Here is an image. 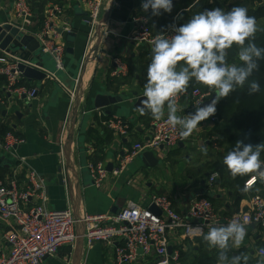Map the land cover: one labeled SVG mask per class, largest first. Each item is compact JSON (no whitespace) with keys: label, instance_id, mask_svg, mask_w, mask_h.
<instances>
[{"label":"crops","instance_id":"0c3cea01","mask_svg":"<svg viewBox=\"0 0 264 264\" xmlns=\"http://www.w3.org/2000/svg\"><path fill=\"white\" fill-rule=\"evenodd\" d=\"M27 2L32 12L31 25L27 31L29 36L39 32L51 7H57L60 12L55 20V29L62 30L66 25L74 35L70 42L63 34L58 35L57 42L65 47L64 69L56 74L60 83L25 80L26 85L38 90L36 99L30 102L5 92L0 94V129L6 128L24 141V144L17 147V153L26 158L45 179L49 207L52 210H64L69 202L78 218L82 213H111L113 209L119 210L128 203L146 207L152 196H165L175 212L184 214L193 200L205 197L211 202L214 213L222 218L248 211L252 197L264 201V179L259 180L255 188L241 198L235 186L222 187L216 182L208 187L211 166L225 156V146L220 141L233 130L231 126L215 120L214 116L202 121L192 136L177 148L148 150L154 152L157 162L155 166L145 165L148 161L141 158L147 152L144 151L118 178L109 176L103 188L92 187L85 165L102 163L106 169L108 165L113 168L120 154L136 145L147 143L150 135L151 116L147 113L141 115L140 110L134 109L133 105L137 98L144 97L152 47L133 44L128 40L136 29L132 18L142 11L139 5L143 0H105L109 16L103 28L97 29L94 41L97 50L95 61L87 65L80 88L76 118L73 116L75 124L70 137L69 169L66 166L67 159L64 167L60 166L58 153L61 129L68 115V122L72 121L68 90L76 88L75 81L80 74L90 27L83 20L86 12L79 0ZM13 5L14 0H0V26L14 24ZM104 17L103 15L102 19ZM187 22L183 18H172L162 28L161 17L154 16L151 31L154 36H158ZM257 24L261 28L264 21H258ZM34 46L32 42H28L27 47L14 43V47L7 49V53L22 60H30L46 72H53L52 58L42 55L39 48L33 50ZM68 48L71 52H67ZM113 58H118L125 66L124 75L113 76ZM98 96L120 97L122 102L96 109L94 103ZM176 103L177 115L180 117L195 112L192 109L193 99L187 92L179 95ZM113 118L126 123V135L120 136L104 125ZM201 146L207 147L206 155L201 152ZM60 167L61 174L58 172ZM60 176L62 180L59 179ZM10 177L16 179L20 190L27 188L23 168L16 167L15 162L5 156L3 165L0 166V182L5 183ZM35 203V198L29 199V206ZM9 228L0 222V256L7 254L9 250L2 240ZM246 229L247 236L243 245L239 249L233 247L230 255L247 254L248 264H264V257L258 254L264 246V228L249 226ZM76 231L81 234L82 227H77ZM207 231L185 240L178 238L179 233L169 232L167 239L171 254L178 251L180 255L175 263L170 264H216L217 253L209 249L203 240ZM67 260L71 264H114L111 248L103 243H95L90 250H86L80 239L73 251L69 247H63L56 258H48L44 264H64ZM135 264H157V259L152 255Z\"/></svg>","mask_w":264,"mask_h":264},{"label":"built area","instance_id":"2783aa9c","mask_svg":"<svg viewBox=\"0 0 264 264\" xmlns=\"http://www.w3.org/2000/svg\"><path fill=\"white\" fill-rule=\"evenodd\" d=\"M79 3L91 19L85 48L86 55L89 48L95 50L94 41L97 29L103 28L101 19L108 9L105 0H79ZM141 5L142 3L139 5L140 11L142 10ZM13 11L15 21L12 25L20 33L30 35L27 31L31 25L32 12L27 0H14ZM59 13L57 7H51L39 32L31 35L37 40L40 53L52 58L54 72H46L30 60H22L7 53V50L0 51V76L5 80L4 92L6 94L16 95L19 99L28 102L36 99L38 90L24 83L27 79L19 71V65L41 72L44 75L43 80L60 83L56 74L63 72L65 47L57 42L59 34L55 29V20ZM132 22L136 29L129 36V42L152 47L157 36L152 34L148 19L137 14L132 18ZM172 29L164 35H174ZM62 31L70 33L66 25ZM96 51H92L90 63L95 61ZM112 62L114 77H120L126 73L125 66L118 58H113ZM68 93L70 96V114L76 97V88L72 91L68 90ZM191 97L193 99L192 109L196 110L197 106H202L212 96L193 90ZM68 117L63 124L59 137L58 156L62 167L65 165ZM166 120L167 115L160 121L152 119L147 143L136 145L120 154L110 173L102 163L85 165V169L91 178L92 187L101 189L109 176L114 179L118 178L126 167L144 151L157 150L160 147L171 150L183 144L185 138L179 135V129L167 124ZM104 125L116 131L120 136L127 134L126 123L119 119L107 120ZM22 144L24 141L11 133L5 134L0 139V152L12 159L16 167L23 168L28 183L25 190H20L14 177H10L5 183L0 182V222L10 227L2 237L9 250L7 254L0 256V264H44L46 259L56 258L59 250L63 247H69L73 251L79 239L83 241L86 250H90L95 243H103L106 247L111 248L114 264H135L152 255L156 257L157 264H170L177 261L179 252L168 253L167 235L169 232L179 233L178 238L181 240L193 239L202 235L209 226L227 224L232 220L244 223L245 227L264 228V201L258 197L251 198L248 211L222 218L214 213L211 202L205 197L193 200L184 214L175 212L171 202L165 196H152L146 207L137 203L125 204L116 214L89 215L82 213L77 218L68 201L66 209L52 210L49 207L45 179L35 171L26 158L17 153V147ZM217 179L218 176L212 174L207 182L208 187H212ZM259 180L261 178L257 174H249V178L244 183V190L246 189L245 191L248 192L255 188ZM31 198L36 199L33 206L28 204ZM152 206L159 210L160 215H156L150 210ZM79 226L82 227L81 234H77L76 231ZM258 254L264 257V246ZM64 264H71V262L67 260Z\"/></svg>","mask_w":264,"mask_h":264},{"label":"clouds","instance_id":"9594fccd","mask_svg":"<svg viewBox=\"0 0 264 264\" xmlns=\"http://www.w3.org/2000/svg\"><path fill=\"white\" fill-rule=\"evenodd\" d=\"M142 10L152 16L173 11V0H143ZM174 35H158L151 48V62L146 73L140 108L141 115L149 114L155 121L167 115V124L179 129L182 138L192 136L202 121L216 113L217 103L237 90L249 94L261 91L253 74L264 61V46L256 43L261 31L254 16L245 7L225 12L220 8L202 11L178 28ZM236 49L239 63H228L230 51ZM205 86L214 93L210 103L197 106L195 112L177 115L176 98L187 92L190 82ZM207 154V147L201 146ZM264 143L257 145L237 141L233 150L223 158V165L233 178L257 174L264 179ZM246 190V189H245ZM202 231V230H201ZM247 236L245 224L232 220L227 224L209 226L203 240L217 253L216 264H248L247 254L230 255L239 249Z\"/></svg>","mask_w":264,"mask_h":264},{"label":"trees","instance_id":"16d2710c","mask_svg":"<svg viewBox=\"0 0 264 264\" xmlns=\"http://www.w3.org/2000/svg\"><path fill=\"white\" fill-rule=\"evenodd\" d=\"M234 7H245L248 9V14L254 16L257 22L264 21V0H173V11L170 14L160 15L162 22L160 25L165 28L172 18H183L189 21L192 16L205 10L220 8L227 12ZM139 14L145 16L150 26L152 25L154 16L151 15L150 10L147 13L141 11ZM260 29L262 30L256 33V43L264 46V24ZM228 63H239L235 46L229 53ZM253 78L260 83V92L250 95L247 89L237 90L217 104L214 118L233 129L228 137L220 141V144L225 146V155L234 149L237 141L252 145L264 143V61L260 62L259 70L253 74ZM4 85L5 80L0 76V94L4 93ZM193 90H198L201 94H210V97L214 94L195 81L190 82L187 93L191 94ZM7 133L11 131L2 127L0 138ZM261 159L264 160V153L261 154ZM210 170L209 176L216 174L218 176L216 182H219L220 186H235L240 193V198L245 195L244 183L249 175L242 178L231 177L223 165V159L215 162Z\"/></svg>","mask_w":264,"mask_h":264},{"label":"water","instance_id":"95a60500","mask_svg":"<svg viewBox=\"0 0 264 264\" xmlns=\"http://www.w3.org/2000/svg\"><path fill=\"white\" fill-rule=\"evenodd\" d=\"M104 16L105 17L101 21L102 25L106 24L109 15L106 12V14ZM83 20L90 27L91 19L87 16V14H84ZM56 32L58 34H60V35L63 34L66 37L68 42H70L72 37H74L72 32L64 33L61 29L60 30H56ZM28 42L34 43L35 46H34L33 50H37L39 48V45H38L37 41H35L33 37H31L29 35H25L23 33H20L19 30L15 26H13L12 24H5V25L0 26V51H5V50H7V49H9L11 47H14V43L19 44V46L27 47ZM92 51L95 52L96 49L92 50L91 48H89L87 50V53H86L84 61L82 63V66H81V69H80V74H79V77H78V80H77V83H76V97H75L74 103L72 105V113H71L72 114V116H71L72 117V121H71V123H69V126H68V137L66 139V148H65V159H67L66 166L68 167V169H69L68 165H69V154H70L69 148H70V144H71V138L70 137L72 135V130H73V127H74V124H75L74 121H73V116L76 118L77 106H78L79 97H80V93L79 92H80V88H81V85H82V81L85 78L87 65L90 63V60H91ZM67 52H71L69 48L67 49ZM18 69L23 74V77L26 78L28 81H32V80L33 81L34 80L35 81H41V80L44 79V75L41 72H39V71H37L35 69H31L29 67H25L24 65H19ZM213 98H214V95H212V97L208 101L204 102L203 105L210 103ZM145 99H146L145 97L137 98L136 102L133 105L134 109L139 111L140 108L143 106L142 105V101H144ZM121 102H122V99L120 97L98 96L95 99L94 108L101 109V108L108 107L110 105H115V104L121 103ZM216 107H217V105H216ZM107 114H110V113L107 112ZM67 146H68V149H67ZM159 150L162 151L163 147H160ZM153 153L154 152H148L147 151V152H144L142 154L141 158L146 160V161H148V163L145 164V165L150 166V167L156 165L157 162L154 159V154ZM1 154H0V166L3 165V161L5 159V156H3V154L2 155ZM111 170H112L111 165H108L107 171L110 173ZM61 171H62V168L60 167L59 170H58L59 174H61ZM59 179L62 180L61 176L59 177ZM150 210L154 214L160 215L159 210L156 209L154 206H152L150 208ZM117 212H118V209L116 208V209H113L111 213L116 214ZM168 253L171 254L170 249H168Z\"/></svg>","mask_w":264,"mask_h":264},{"label":"rangeland","instance_id":"374dc122","mask_svg":"<svg viewBox=\"0 0 264 264\" xmlns=\"http://www.w3.org/2000/svg\"><path fill=\"white\" fill-rule=\"evenodd\" d=\"M178 26H179V24H178ZM94 49H96V45L94 44ZM54 70V69H53ZM54 72V71H53Z\"/></svg>","mask_w":264,"mask_h":264}]
</instances>
